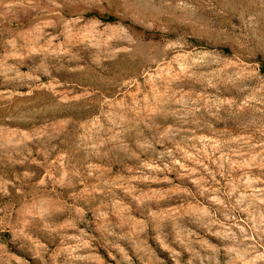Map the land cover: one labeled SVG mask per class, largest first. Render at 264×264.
Here are the masks:
<instances>
[{"label":"rangeland","instance_id":"obj_1","mask_svg":"<svg viewBox=\"0 0 264 264\" xmlns=\"http://www.w3.org/2000/svg\"><path fill=\"white\" fill-rule=\"evenodd\" d=\"M0 264H264V0H0Z\"/></svg>","mask_w":264,"mask_h":264}]
</instances>
